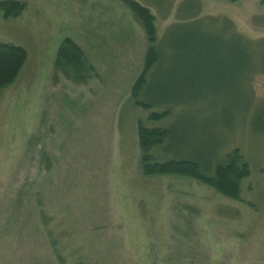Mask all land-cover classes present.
I'll return each mask as SVG.
<instances>
[{"label": "rangeland", "instance_id": "374dc122", "mask_svg": "<svg viewBox=\"0 0 264 264\" xmlns=\"http://www.w3.org/2000/svg\"><path fill=\"white\" fill-rule=\"evenodd\" d=\"M5 1L25 8L0 12V43L26 60L0 89V264H264V74L239 90L215 47L230 30L264 39L260 0H195L188 20L185 0H134L167 44L141 97L149 107L130 98L146 36L118 0ZM197 37L213 50L180 46ZM65 38L93 69L84 83L54 68ZM139 123L170 131L156 158L212 164L238 149L249 169L239 200L189 177L143 175Z\"/></svg>", "mask_w": 264, "mask_h": 264}, {"label": "trees", "instance_id": "16d2710c", "mask_svg": "<svg viewBox=\"0 0 264 264\" xmlns=\"http://www.w3.org/2000/svg\"><path fill=\"white\" fill-rule=\"evenodd\" d=\"M118 1L132 13L136 21L143 28L146 36L148 47L144 55L143 67L131 87L130 98L137 106L149 107L150 104L144 103L141 97L144 93H147V79L152 74L151 70L163 59L161 46L163 45L167 48V44L164 39H162L163 42L156 43L157 29L155 17L149 9L141 6L134 0ZM227 1L234 3L237 0ZM185 3H189L190 12L184 13L185 16L181 19H195L200 10L198 1L185 0L180 6ZM259 3L264 6V0H260ZM180 6L179 11H181ZM24 8L25 4L18 1L0 3V12L4 18L18 16ZM209 18L211 22L217 20L212 17ZM222 22L230 30L229 24L224 20ZM170 29L171 27L167 31ZM173 41L172 48L173 44L177 43L178 40L173 39ZM188 41L182 39L180 46L184 49L188 48L193 55L199 56L213 50L212 45L208 44L209 42H216L213 39H201L200 37L188 39ZM221 41H223L224 45L219 47V44H215V47L217 49L221 48V50H218L221 53L231 56L233 62L232 69L236 73L235 75H237L236 82L239 90L249 83V80L255 73L261 72L264 74V68L261 66V62H259L260 59L256 58L258 55L264 53V39L252 41L230 30L228 39H222ZM25 60V50L18 46L0 43V89L10 85L16 79ZM54 68L66 73L70 71L72 79L81 83L86 82L93 71L92 67L86 64L82 50L69 38H65L60 44L54 61ZM168 112V110H164L159 113H152L149 118L160 119L166 116ZM169 134L170 131L168 129L159 127L147 129L139 123L137 135L140 149V166L143 175L189 177L214 189L227 198L239 200V185L243 179L248 177L249 169L247 162L238 149H234L231 153L227 154L222 162L213 163L212 161V164L209 160L201 163L199 160H193L180 154H176L173 159L168 160L167 158L165 159V156L161 157L164 158L162 160L161 158H156L150 151L155 147L162 148V145L169 140Z\"/></svg>", "mask_w": 264, "mask_h": 264}]
</instances>
